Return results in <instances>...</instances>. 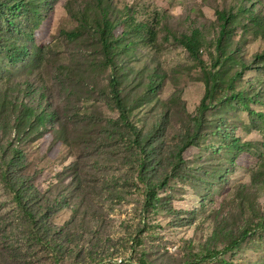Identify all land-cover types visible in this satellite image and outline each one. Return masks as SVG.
<instances>
[{
    "label": "rangeland",
    "instance_id": "374dc122",
    "mask_svg": "<svg viewBox=\"0 0 264 264\" xmlns=\"http://www.w3.org/2000/svg\"><path fill=\"white\" fill-rule=\"evenodd\" d=\"M104 1L116 71L98 0H0V264H264V0ZM194 30L198 57L178 40ZM113 77L150 145L148 186ZM12 151L50 233L1 180Z\"/></svg>",
    "mask_w": 264,
    "mask_h": 264
},
{
    "label": "trees",
    "instance_id": "16d2710c",
    "mask_svg": "<svg viewBox=\"0 0 264 264\" xmlns=\"http://www.w3.org/2000/svg\"><path fill=\"white\" fill-rule=\"evenodd\" d=\"M98 4L103 9L102 17L95 18V21L99 23V27H100L99 28L100 43L107 58V62H108L107 66L111 67L113 71H116V65L114 64L112 58V56L115 55L118 49L120 48V42L114 36V27L116 25L114 21L111 18H109V12L107 11V6H105V1L98 0ZM12 7L13 5L10 7V9H12ZM14 7L19 8V6L16 5V3ZM0 11H1V5H0ZM225 15L226 14L224 11L218 12L219 19H222L224 23L221 25L220 34L217 39V48L220 46V42L222 41V38L227 33L225 27H226V22L228 20ZM7 26L8 27H6V29H8L9 26L11 28L12 21L9 20ZM178 40L195 57H198V44H199L198 30H194L189 35H182L178 37ZM2 42H3V36L0 35V46H2L3 44ZM127 45L128 44H126V46ZM12 48L13 49H11L10 51L5 52L4 56L8 59L9 63L11 64H17L22 62L24 60V57H26L27 55V51H25V49H23L22 47H17L16 45H12ZM111 86L113 89L115 104L117 110L120 113V119L117 123H123L126 127H129L132 130L133 134H135L136 136L135 143L139 150L138 179L139 181H141L142 183L148 186L149 184L147 178L149 174L148 173L149 165L147 159L148 156L150 155V150H149L150 145L149 144L143 145V139L141 133L129 123L128 112L122 100L119 90V81L116 77L112 78ZM207 93H209V89H207ZM207 93L204 98L207 97L208 95ZM5 108L6 105L2 104V106L0 107V113H3L5 111ZM30 114H32V112L28 113L25 108L20 110L19 115L17 116V125L14 129L15 131L14 134L16 136V139L20 138V136H22V134L24 133L31 134L33 123H29V125L27 126L28 129L22 128L24 127V122H26L29 119ZM44 119L46 118H43V120ZM19 165H20V154L17 151H12L9 161L8 162L4 161L2 164L1 180L3 181L6 188L13 194V200H15L17 207L27 218L29 222V226H31L33 233L34 234H36L37 232L41 233L45 231L44 229H46L47 233H50V226L46 221L47 218H49V215L41 212V204H39V202L36 200L39 194L36 190L33 189L31 185H27V180L24 179L23 176L19 175V171H18ZM147 201L151 203V205L160 202V200L156 198L154 193L148 196ZM65 206L66 205H63V207ZM39 240L49 241L47 238H42V239L39 238Z\"/></svg>",
    "mask_w": 264,
    "mask_h": 264
}]
</instances>
